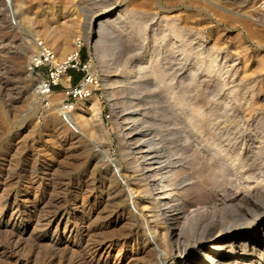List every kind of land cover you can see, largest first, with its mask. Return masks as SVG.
<instances>
[{"label":"rangeland","instance_id":"rangeland-1","mask_svg":"<svg viewBox=\"0 0 264 264\" xmlns=\"http://www.w3.org/2000/svg\"><path fill=\"white\" fill-rule=\"evenodd\" d=\"M111 2L124 15L107 40L93 29L89 46L84 32L87 11L105 10ZM139 2L0 0V173L11 180L10 201L26 200L31 210L20 226L18 255L24 259H12L14 264H127L133 254L141 260L128 264H160L155 246L141 247L153 232L158 233L159 247L168 248L164 264H190L209 252L204 247L209 234L225 229V236L246 232L252 237L261 228L246 220L256 215L254 207H264V172L259 167L264 157V37L259 36V31L264 35V0H154L144 8ZM165 18L178 26L175 38L165 30ZM70 21L76 23L71 46L77 37L82 39L80 61L88 63L98 81L88 98L99 108L98 119L84 126L85 137L69 121L82 114L87 99L73 100L67 114L60 110L64 88L79 82L84 73L71 72L69 82L62 78L45 104L26 71L37 41L54 51L48 39ZM116 35L129 49H114ZM169 37L173 43L166 45ZM25 43L28 49L22 52ZM72 47L62 57L54 51L59 61L74 52ZM199 114L210 119L202 120ZM83 115L91 117L92 112ZM219 145L230 147L231 158L241 157L238 172L218 168L217 163L232 160ZM204 146L212 149L217 168L214 161L202 164ZM34 168L37 177L25 172ZM163 179L172 189L175 210L155 195ZM211 187L218 189L222 200L217 207L224 209L210 210L217 199ZM235 192L245 195L238 203L231 202ZM42 194L43 204L33 207ZM81 202L90 212L82 217L76 207ZM60 203L72 229L89 223L94 233L78 242L79 237L62 234L61 224L39 238L43 216ZM9 216L4 212L0 220V239L9 233Z\"/></svg>","mask_w":264,"mask_h":264},{"label":"bare ground","instance_id":"bare-ground-1","mask_svg":"<svg viewBox=\"0 0 264 264\" xmlns=\"http://www.w3.org/2000/svg\"><path fill=\"white\" fill-rule=\"evenodd\" d=\"M9 1V0H8ZM154 0H140V4L138 5H149V3L153 2ZM196 1V0H195ZM198 1V0H197ZM17 2L19 3L20 0ZM137 3V2H136ZM9 4V3H8ZM130 4V3H129ZM133 4V3H132ZM131 5V4H130ZM129 6V5H128ZM134 6V4H133ZM132 6V7H133ZM143 6V8H144ZM118 8V5L113 2H111V6L105 10H98L97 9H93L92 11H87L86 13V19H85V22H84V32H85V37H86V42L88 43V45L90 46L91 45V36H92V31L93 29H95V34L97 37H103L106 39L107 35L110 34V32L113 31V27L115 26L116 27V22L120 23L119 21L121 20V16H122V12L117 9ZM10 11V10H9ZM169 11V10H168ZM7 12V11H6ZM131 12V11H130ZM144 12V11H143ZM144 14V13H142ZM147 14V13H146ZM124 15V14H123ZM138 15V14H137ZM136 16V14H135ZM134 16V17H135ZM146 16V15H145ZM126 17V16H125ZM27 18V17H26ZM137 18V17H136ZM144 18V17H143ZM151 18V17H150ZM171 18V17H170ZM264 18V17H263ZM28 19V18H27ZM131 19V18H130ZM151 20V19H149ZM155 20V19H154ZM166 21V24L164 25L165 30H168V35L171 34V37L175 38L176 37V34L178 33V26L176 25V23L170 19H168L167 21V18L164 19ZM125 21V20H123ZM127 21V20H126ZM152 21V20H151ZM122 22V21H121ZM123 23V22H122ZM132 23V21H131ZM149 24V23H148ZM197 24V23H196ZM119 25V24H118ZM146 25V24H144ZM149 26V25H148ZM147 26V27H148ZM163 26V27H164ZM196 26V25H195ZM126 27V25L124 26ZM161 27V26H160ZM248 27V26H247ZM60 28V29H58ZM58 34H56V36L48 39L49 40V44L50 46L54 49V51L58 52L60 57H62L64 54H66L68 51L71 50V43H70V40H71V37L72 34L74 33L75 29H76V23L74 21H70V22H65L64 25L58 27ZM119 28V27H117ZM122 29V28H121ZM164 30V29H163ZM258 32V30L256 31ZM254 32V33H256ZM260 32V33H259ZM259 36L261 37H264L263 35V32L259 31ZM130 33V32H129ZM164 33V32H163ZM162 33V34H163ZM46 36V35H45ZM112 36V35H111ZM256 36H257V33H256ZM166 37V36H165ZM116 38V40H115ZM113 37L114 39V49L116 51H124L126 50L125 48L129 49L128 48V45L124 43V41L122 42L123 39H121L119 36L116 35V37ZM170 38V37H169ZM77 39V38H76ZM76 39L74 40V48L75 49L74 51H77L78 50V46L76 45ZM104 39V40H105ZM107 40V39H106ZM164 41V40H163ZM113 42V41H112ZM130 42V41H129ZM132 43V42H131ZM131 43H128L129 45ZM173 42L171 41V38L167 41L166 45H169V44H172ZM175 44V43H174ZM133 46V44H132ZM174 46V45H173ZM184 46V45H183ZM23 49H22V52H25L27 51L28 49V45L25 43L24 46H22ZM155 47H158L157 45H153V48ZM135 48V47H134ZM161 48V47H159ZM179 48V47H178ZM5 54V53H4ZM180 58V57H179ZM175 59V58H174ZM62 61V60H61ZM157 63V62H156ZM157 65V64H156ZM175 65V64H174ZM193 69V68H192ZM196 71V70H194ZM63 80L66 82H68V78L67 76H64L63 77ZM82 109H81V112L82 114L80 113L79 115H77L75 118L72 119V121L70 120L69 121V125L75 130V132L77 131L79 133L80 136L82 137H85L84 133H83V128L84 126H86L88 124L89 121H93V120H96L98 119V114H99V108L97 106V104L93 101H90L89 99L86 100V103L82 105ZM85 111H90L92 112V115L91 117H87V116H84L83 113ZM224 111V110H223ZM69 113V112H68ZM201 115V117L203 118L202 120L206 119V120H209L210 118L208 116H206V114H199ZM217 118V117H216ZM220 118V117H219ZM193 122V121H192ZM130 124V123H129ZM192 124V123H191ZM128 125V124H127ZM200 125V124H199ZM206 127V126H205ZM210 128V127H209ZM213 128V127H212ZM197 129V128H196ZM232 129V128H231ZM187 131V129H186ZM198 131V129H197ZM229 132V131H228ZM189 133V132H188ZM196 133V131H195ZM193 134V133H192ZM197 135V133H196ZM195 138V137H194ZM192 139V138H191ZM187 142V141H186ZM194 143V142H192ZM195 144V143H194ZM193 144V145H194ZM217 144V143H216ZM141 145V144H140ZM198 145V144H197ZM206 145V144H205ZM191 146V145H190ZM195 146V145H194ZM216 146V145H215ZM183 147V146H182ZM188 148V146H186ZM185 147V148H186ZM192 147V146H191ZM190 147V149H191ZM197 147V146H196ZM194 147V148H196ZM212 146H210L211 148ZM255 147V146H254ZM184 148V147H183ZM184 148V149H185ZM193 148V149H194ZM214 148V147H213ZM230 148V147H229ZM228 147H223L221 145H219V150L224 153V156L225 158H227L228 160L232 159L230 162L231 163H228V162H221V164L217 163L216 161H214L215 159V155L212 154L210 151V149H208L206 146H204L203 148L201 147V150L203 151V153L205 152L207 154L204 155H201L202 151L198 154L199 157L200 155L203 156V158L201 159V162L202 160L209 162V164L207 162L208 165H210L211 161L213 163H215V166H216V163L218 164V168L221 170H224V169H229V168H232V171L233 170H236L239 168V167H243V162H242V159L241 157L239 156H236L234 158H231V156L228 155V150H229ZM258 148V147H257ZM189 149V151H190ZM188 150V149H187ZM192 150V149H191ZM195 150V149H194ZM200 150V149H199ZM210 150V151H209ZM215 150V149H214ZM17 151V150H16ZM21 151V150H20ZM188 151V153H189ZM18 152V151H17ZM145 152V151H144ZM186 153V151H184ZM219 152V151H218ZM235 152V150H234ZM13 153V152H12ZM147 153V151H146ZM192 153V152H191ZM190 153V155H191ZM195 153V151H194ZM209 153V154H208ZM220 153V152H219ZM101 154H104L103 157L106 156V158H108V156L105 154V153H102ZM187 154V153H186ZM216 154V153H215ZM238 154V153H237ZM189 155V156H190ZM196 155H194L195 157ZM230 158H229V157ZM193 157V156H192ZM197 157V156H196ZM198 158V157H197ZM245 158V157H244ZM185 159V158H183ZM249 159V158H248ZM108 160L111 161L110 158H108ZM199 160V158H198ZM221 160V159H220ZM223 160V159H222ZM258 160V159H257ZM188 161V159H187ZM250 161V159H249ZM261 165L259 166L260 169L262 170V172H264V157L261 158ZM184 162V161H183ZM200 162V161H199ZM200 162V163H201ZM258 162V161H257ZM186 163V162H184ZM198 163L197 161L194 162L193 164H196ZM202 162V164H205ZM246 164V163H245ZM186 165H189L186 164ZM197 165V164H196ZM201 165V164H199ZM26 166V165H25ZM192 166V165H191ZM203 166V165H202ZM200 166V167H202ZM206 166V165H205ZM204 166V167H205ZM169 167V166H167ZM166 167V168H167ZM188 167V166H187ZM207 167V166H206ZM209 167V166H208ZM207 167V168H208ZM162 168V167H160ZM190 168V167H189ZM205 168V169H207ZM217 168V166L215 167ZM35 169V168H34ZM153 169V168H152ZM156 169L158 168H154L153 170L155 171ZM203 169V170H205ZM211 169V167L209 168ZM248 168H246L247 170ZM41 170V169H40ZM162 170V169H161ZM160 170V171H161ZM199 170V169H198ZM240 170V169H239ZM238 170V171H239ZM252 170V169H251ZM250 170V171H251ZM202 171V170H201ZM235 171V173H236ZM237 171V172H238ZM254 171V170H253ZM260 171V170H259ZM26 173H29V175H32L31 177H37L38 176V172L35 170H32V171H25ZM153 172V171H152ZM188 172V171H187ZM216 172V171H215ZM221 172V171H220ZM245 172V171H244ZM154 173V172H153ZM156 173V172H155ZM198 173V172H197ZM202 173V172H201ZM240 173V172H239ZM245 173L248 174V172L246 171ZM251 173V172H250ZM249 173V174H250ZM258 173V172H257ZM246 174V175H247ZM254 174V173H253ZM199 175V174H198ZM206 175V173H205ZM213 175V174H212ZM245 175V177H246ZM252 175V174H251ZM190 176V175H189ZM237 176V175H235ZM244 175H242L243 177ZM5 177V176H4ZM188 177V175H187ZM40 178V177H39ZM152 178V177H151ZM190 178V177H189ZM188 178V179H189ZM235 180H236V177H234ZM158 179V178H157ZM192 179V178H191ZM252 180V179H250ZM11 181V180H10ZM10 181H8L7 179H4L3 176L1 175L0 173V220L2 219V216H3V213L4 212H9L10 213V216L9 218L7 219V223H6V227L10 228L9 229V233L8 235L3 238V239H0V254L3 255V258H1L0 260V264H11L14 262H12L13 260L12 259H15L16 261H18L19 259H22L23 257L21 256L19 258L20 255H18V249H20V244H22V239L21 238V233H22V230H21V224H22V221H24V219H26V217L30 214L31 210L29 208H27V206L24 204L26 202V200H21V201H10V197L12 196V193L13 191L11 189H9V183ZM158 182V181H157ZM205 182V181H204ZM209 182V181H208ZM154 183V182H153ZM160 184L162 183L161 186H158V188H156V192L158 191L157 194H155L156 196L157 195H160V197L158 198L159 201L158 202H162L164 203V206L166 207H169L171 209H176L177 208V204L174 203V198L172 196V189L170 188V185L168 184L169 182L167 180H164L159 182ZM158 183V184H159ZM40 184V183H39ZM38 184V188L39 189H42V187H45V185H49V183H43L44 186H42L40 188V185ZM89 184V183H88ZM156 184V183H155ZM207 184V183H206ZM208 185V184H207ZM211 185V184H210ZM213 185V184H212ZM9 186V187H8ZM56 186V185H55ZM218 186V185H217ZM79 187V186H78ZM46 188V187H45ZM197 188V187H196ZM212 188V187H211ZM199 189V188H198ZM210 189V188H209ZM215 190V188H212ZM211 189V191H212ZM253 189V188H252ZM201 190V189H200ZM214 190L211 192V195H212V198H217L212 204V206L216 205V207H210L211 209L210 210H214V209H219V210H222L224 209L225 207H217L219 206V203L221 202L222 198L219 199V196L221 197V195H219V191H216L218 189ZM220 190V189H219ZM259 190V189H258ZM256 191L259 192V191ZM95 191H98V193L100 192L99 190H95ZM199 191V190H198ZM45 192V191H44ZM204 192V191H203ZM37 193V192H36ZM57 193V191H56ZM209 193V192H207ZM253 193V192H252ZM210 195V196H211ZM257 195V194H256ZM54 197V196H53ZM200 197V196H198ZM207 197V196H206ZM245 197V195H242L240 193H234L233 194V198L231 199V202H240V200H243V198ZM44 198L43 197V194L42 196H39L37 197L36 199L33 200V204L34 206L33 207H39L40 203H42L44 201ZM203 198V197H202ZM50 199V198H48ZM47 199V200H48ZM211 199V198H210ZM54 200V199H52ZM178 200V199H177ZM209 201V200H208ZM264 201V200H263ZM55 202V201H54ZM60 202V200H59ZM57 202V203H59ZM61 202L64 203V201L61 200ZM205 202V201H204ZM52 203V202H51ZM56 203V204H57ZM178 203V202H176ZM43 204V203H42ZM55 204V205H56ZM48 205H50L48 203ZM61 205V206H60ZM60 205H58V207H54V209H51L49 210L50 208L45 209L46 211H48L44 217V228L42 229V231L40 232V235L38 236L39 238H45L46 237V233L51 230V228L54 226V232L57 231L58 227L61 226V224H64V228H63V233L66 232V236L68 237H79L78 239V242H82L84 240V238L87 236L89 237V234L94 231V229L91 227V225L89 223H86L85 226H80V228H77V229H72L73 227H71V221L69 219V217H66V214L64 213L65 210H63L64 207H62V203H60ZM85 204L83 202H81V204L76 207H80V216L82 217L83 215L86 216L88 213L87 210H85V207H83ZM204 205V204H203ZM206 205V204H205ZM257 205V204H256ZM47 206V205H45ZM53 206V205H51ZM57 206V205H56ZM207 206V205H206ZM263 206V205H262ZM42 208V207H41ZM52 208V207H51ZM255 208V211L257 212L256 215H249L250 217L246 220V221H249V222H254V223H258L261 228L259 230V232H257L256 236H250L248 233L244 232V233H235L233 234L232 236H225L222 231L225 230V229H219L215 232H213L212 234H209V236L205 239L206 240V244L204 245V247L206 249H208L209 252L206 253V255L200 260V262H192V261H188V263L190 264H264V261H263V257H264V224H262L261 222H263V218H264V207H259L258 205ZM40 209V208H39ZM35 210H38V209H35ZM41 211H43L42 209H40ZM39 210V211H40ZM37 211V212H39ZM36 212V213H37ZM88 212V213H87ZM43 213V212H42ZM41 213V214H42ZM45 213V212H44ZM176 213V212H175ZM34 214V213H33ZM188 215V214H187ZM42 216V215H40ZM39 216V217H40ZM191 216V215H190ZM41 217V218H43ZM174 217H175V214H171L169 220L171 222H174ZM193 217V216H192ZM220 217V216H219ZM29 218V217H28ZM87 219V218H86ZM42 220V219H41ZM185 220V219H184ZM39 222V221H38ZM83 222V221H82ZM88 222H89V219H88ZM108 223V222H107ZM247 223V222H246ZM175 224H173L174 226ZM48 227V228H47ZM42 228V227H41ZM104 228V227H102ZM227 229V227H226ZM7 230V229H6ZM129 231V230H128ZM94 233V232H93ZM127 233V232H126ZM254 233V232H253ZM122 234H125V233H122ZM122 234H120L119 236H121ZM158 236V233H151L150 234V237L148 239V241L145 240L144 238V241L142 242V248L144 247H148L149 244L152 245L153 249L157 250L158 252V260L160 261V264H164L163 262V257L167 254V251H168V248L166 246V244H163L162 245V248L159 247V244L156 240ZM86 237V238H87ZM124 237V236H123ZM91 238V237H90ZM122 238V236H121ZM60 239V238H59ZM58 239V240H59ZM117 239V238H116ZM120 239V238H119ZM123 239V238H122ZM162 240V239H161ZM85 241H88L85 239ZM57 242V241H56ZM161 242V241H160ZM55 243V242H54ZM53 243V244H54ZM112 243V242H110ZM107 244L105 246V248H110L111 247V244ZM162 244V242H161ZM178 244V243H177ZM180 244V243H179ZM20 245V246H19ZM102 245V244H101ZM105 245V244H104ZM102 245V246H104ZM181 245V244H180ZM19 247V248H18ZM54 247V246H53ZM97 247H101L100 245H98ZM150 249V248H149ZM30 250V249H28ZM151 250V249H150ZM237 251L239 250L240 252H242L243 254L240 255L238 254V252H234V251ZM145 252V251H144ZM156 252V253H157ZM185 252V250H184ZM187 253H189V251H187ZM20 254V253H19ZM22 255V254H21ZM228 255H233L230 259H227L226 257ZM135 255L133 254L132 257L128 258L129 259V262L128 263H131L133 260H136V256L134 257ZM145 258V257H144ZM24 259V258H23ZM26 259V258H25ZM127 259V260H128ZM140 259V258H139ZM28 259H26L27 261ZM141 260V259H140ZM25 261V260H24ZM137 261V260H136ZM187 261V260H186ZM19 262V261H18ZM21 262V261H20ZM134 262V261H133ZM91 264V261L89 262ZM88 263V264H89ZM127 263V264H128ZM137 263V262H136ZM135 263V264H136ZM97 264V263H96ZM133 264V263H132ZM182 264V262H181Z\"/></svg>","mask_w":264,"mask_h":264},{"label":"built area","instance_id":"built-area-1","mask_svg":"<svg viewBox=\"0 0 264 264\" xmlns=\"http://www.w3.org/2000/svg\"><path fill=\"white\" fill-rule=\"evenodd\" d=\"M76 45L78 46L77 51L59 61L52 49L42 41H37L36 51L28 57L26 63V71L34 81L35 93L45 104H48L53 91L62 85L64 76H67L69 82L72 77L71 71L84 73L79 82L64 88L63 99L60 102V110L63 114L73 110V100L90 98L98 87L97 78L90 71L88 63L80 61V49L83 45L80 37H77ZM106 118L108 119L110 116L106 115Z\"/></svg>","mask_w":264,"mask_h":264},{"label":"trees","instance_id":"trees-1","mask_svg":"<svg viewBox=\"0 0 264 264\" xmlns=\"http://www.w3.org/2000/svg\"><path fill=\"white\" fill-rule=\"evenodd\" d=\"M83 59H84V58H83ZM71 72H72V74H73L74 71H71ZM73 76H74V75H73ZM73 76H72V77H73ZM75 83H76V82H74V84H75Z\"/></svg>","mask_w":264,"mask_h":264}]
</instances>
